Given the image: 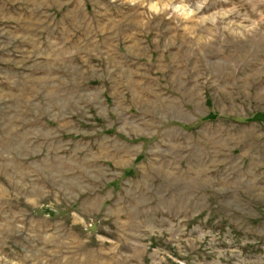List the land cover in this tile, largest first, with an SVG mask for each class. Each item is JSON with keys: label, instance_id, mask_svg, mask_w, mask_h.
I'll return each instance as SVG.
<instances>
[{"label": "rangeland", "instance_id": "rangeland-1", "mask_svg": "<svg viewBox=\"0 0 264 264\" xmlns=\"http://www.w3.org/2000/svg\"><path fill=\"white\" fill-rule=\"evenodd\" d=\"M0 264H264V0H0Z\"/></svg>", "mask_w": 264, "mask_h": 264}, {"label": "trees", "instance_id": "trees-1", "mask_svg": "<svg viewBox=\"0 0 264 264\" xmlns=\"http://www.w3.org/2000/svg\"><path fill=\"white\" fill-rule=\"evenodd\" d=\"M217 117H218L217 115H209V119H211V120H215Z\"/></svg>", "mask_w": 264, "mask_h": 264}]
</instances>
